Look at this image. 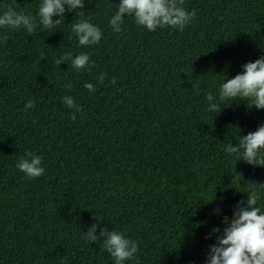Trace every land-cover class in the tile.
<instances>
[{"label": "trees", "instance_id": "obj_1", "mask_svg": "<svg viewBox=\"0 0 264 264\" xmlns=\"http://www.w3.org/2000/svg\"><path fill=\"white\" fill-rule=\"evenodd\" d=\"M7 2L36 16L41 0ZM84 3L52 30L0 28V264H114L102 239H84L94 223L138 243L125 264H206L212 230L248 184H264V167L225 151L264 124V109L218 100L223 82L264 56V0H184L195 17L182 32L125 15L117 33L120 0ZM81 19L100 27L98 44L79 45ZM82 52L90 69L56 64ZM209 92L219 113L207 110ZM26 152L42 158L36 179L16 167Z\"/></svg>", "mask_w": 264, "mask_h": 264}, {"label": "clouds", "instance_id": "obj_2", "mask_svg": "<svg viewBox=\"0 0 264 264\" xmlns=\"http://www.w3.org/2000/svg\"><path fill=\"white\" fill-rule=\"evenodd\" d=\"M184 0H120L117 11L111 16L109 24L114 32L122 30L125 15L134 17L135 23L147 31L154 32L157 28L172 27L183 31L195 17V12H188L183 7ZM85 7L84 0H41L36 16L26 15L23 11L15 10L8 4L7 0H0V28L24 29L29 34L35 32L38 26L45 30L55 29L57 25L64 22L66 12L76 11ZM81 15H83L81 13ZM54 16L60 19L53 20ZM72 33L75 35L81 47L96 45L102 38V30L99 26L90 23L86 19L72 24ZM6 41L7 37H3ZM70 61L71 67L77 71L90 69L88 53L82 52L75 57L71 53H65L56 60V64ZM243 71L234 78L227 79L220 85L218 100H243L247 101L249 108L264 109V56L254 62L244 64ZM106 78L105 73L98 77L100 83ZM116 83L115 78L111 80ZM70 89L71 84L67 85ZM84 87L90 92L96 88L92 83H85ZM210 103L209 112L219 113L222 109L209 92L206 97ZM63 103L75 112L81 108L75 104L72 96H64ZM34 107V101L29 100L25 109ZM71 119L75 120L73 114ZM225 151L228 155L238 154L240 159L249 165L264 167V124L258 126L257 130L248 132L247 135L239 137V143H229ZM42 158L31 152H26L16 167L29 179H36L45 173ZM246 192L247 199L237 202L231 218L224 216L222 223L225 227L221 230L214 228L216 236L214 244L208 246L206 264H264V208L258 206L261 200L260 191L264 190V184L250 183ZM213 200V199H212ZM211 200V201H212ZM219 214L220 210H215ZM100 227L93 224L84 239L96 243L102 239V247L114 260V264H125L126 261L136 258L139 245L136 241L129 239L124 233L116 230L109 231L106 227H100V235H96V229ZM211 238V233L206 239Z\"/></svg>", "mask_w": 264, "mask_h": 264}]
</instances>
